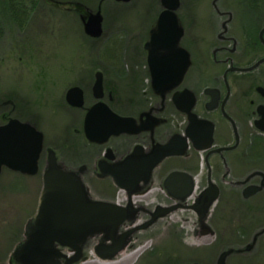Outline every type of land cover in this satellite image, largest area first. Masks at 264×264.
I'll use <instances>...</instances> for the list:
<instances>
[{"label":"rangeland","instance_id":"rangeland-1","mask_svg":"<svg viewBox=\"0 0 264 264\" xmlns=\"http://www.w3.org/2000/svg\"><path fill=\"white\" fill-rule=\"evenodd\" d=\"M24 2L29 12H17L13 18L7 0H0V124L10 119L31 123L43 133L46 149L37 175L7 168L2 171L0 264H23L17 253L30 240L28 235L32 234L44 188L43 174L51 168V155L56 157L59 168L81 179L90 201L99 202L98 197L106 203L133 208L112 238L109 230L93 231L83 238L79 256L69 247H57L62 253V264H86L95 258L106 264H216L226 251H230L227 264H264V235L260 233L254 248L247 249L254 232L264 225V214H249L246 209L247 205H257L256 199L244 202L239 194L226 191L213 199L211 209L200 221L195 210L184 207V202L152 221V207L170 204L171 199L159 182L149 195L139 193L142 184L130 194L120 190L114 181L91 177L84 181L78 175V165L83 162L79 150L84 149L85 141L75 129H81L82 117L64 108L65 92L83 78V68H104L117 97L116 110L132 114L138 110L129 104L127 107L125 101L135 99L138 105L146 99L151 101L153 88L146 81L144 60L136 50L139 42L157 29L158 15L164 10L162 3L159 0ZM98 12L104 19L103 34L93 38L86 33L85 24ZM212 14L215 8L211 0L183 1L181 19L190 39L207 33L203 22L210 21ZM200 47L198 43L195 50ZM122 150L127 151L124 147ZM182 162H170L167 167ZM147 181L146 184H151ZM91 190L97 191L95 196ZM232 224L246 229L245 237H233L228 230ZM202 226L211 229L208 238L199 237ZM120 241L123 244L117 252H103L104 255L99 252ZM144 246L145 250L137 257L128 258Z\"/></svg>","mask_w":264,"mask_h":264},{"label":"flooded vegetation","instance_id":"flooded-vegetation-1","mask_svg":"<svg viewBox=\"0 0 264 264\" xmlns=\"http://www.w3.org/2000/svg\"><path fill=\"white\" fill-rule=\"evenodd\" d=\"M179 1L176 15L182 35L178 44L173 45L175 33L154 44V36L160 33L159 14L157 29L137 47L136 53L144 60L146 81L153 88L151 101L146 99L142 105L135 99L125 101L127 107L131 105L138 112L124 114L116 110L117 97L104 68H83V78L66 90L64 108L82 117L81 129H75L85 141L84 149L79 150L83 162L78 165V175L84 181L91 177L113 183V177L104 171L129 161L139 168L152 157L159 163L142 181L139 193L149 195L159 182L171 198L170 204H161L169 207H152V221L169 214L182 202L187 209L195 210L200 221L211 209L213 199L226 191L239 194L244 202L256 199L257 205L246 206L248 213L264 214V0H211L215 14L210 15V21L203 22L207 33L194 40L182 23L184 0ZM198 43L201 47L196 51ZM151 52L169 58L167 71H162L168 77L154 76L161 72L156 68L153 73ZM99 73L103 77L102 94L95 91ZM160 81L162 87L155 88L154 82ZM73 88L81 90V100L76 93L69 99ZM105 106L122 117L133 118L139 131L104 141L90 139L87 117L94 109L102 114ZM183 140L186 147L181 154L172 155ZM45 149L44 146L40 169ZM179 160L182 165L167 167ZM174 172L183 173L184 177L171 181V189L167 180ZM178 185L180 189H176ZM92 192L95 196L97 191ZM87 198L90 201L88 195ZM231 226L228 230L233 237H245L246 229ZM211 232L209 227L202 226L198 235L204 239ZM260 233L264 235V225L252 235L248 250L254 248Z\"/></svg>","mask_w":264,"mask_h":264},{"label":"water","instance_id":"water-1","mask_svg":"<svg viewBox=\"0 0 264 264\" xmlns=\"http://www.w3.org/2000/svg\"><path fill=\"white\" fill-rule=\"evenodd\" d=\"M118 2L129 3L133 0H116ZM164 10L160 14L158 28L160 33L154 36L153 42L169 34H176L174 46L178 44V39L182 31L178 29V19L176 11L180 8L179 0H162ZM103 16L100 12L91 15L86 24V33L99 38L103 34ZM179 31V33H178ZM179 34V35H178ZM186 57L187 54L182 52ZM150 64L154 70H160L155 77H168L166 63L168 57L156 56L150 53ZM187 64H188V60ZM153 65V66H152ZM155 65V67H154ZM161 74V75H160ZM162 81L154 82L155 88L162 87ZM103 77L98 74L95 91L102 92ZM73 88L69 91L71 95H79L81 100V90ZM102 94V93H101ZM81 103V102H80ZM87 117V134L92 140H107L111 136H119L125 133H136L139 131L135 120L130 117H122L105 106L102 114L97 110H92ZM186 147L184 140L179 150L172 155H180L181 150ZM44 148V135L34 125L23 122L19 119H10L6 124H0V175L4 168L15 172L34 176L39 172V161ZM137 153H134L136 155ZM57 159L51 155L49 159V170L44 173V188L41 195L40 206L36 217L33 220L32 234L30 240L20 247L17 255L23 264H61L57 247H69L80 255V247L83 238L93 231L109 230L112 238L115 232L123 226L133 208L121 207L119 205L106 202H91L87 198V192L81 179L74 174L61 169L56 164ZM159 163V160L149 157L139 165L128 162L124 165H117L107 169L113 177L115 184L123 190H128L131 194L139 187L145 177ZM184 177L183 173L174 172L167 180V186L173 188L171 181ZM176 187V186H175ZM176 189H180L179 185ZM181 191V190H180ZM178 196V195H177ZM182 198V197H177ZM32 235V236H31ZM123 241L115 243L112 250H120ZM106 250H99L100 253ZM230 251L221 253L216 264H227ZM77 260V258H73ZM201 264V263H194Z\"/></svg>","mask_w":264,"mask_h":264},{"label":"trees","instance_id":"trees-1","mask_svg":"<svg viewBox=\"0 0 264 264\" xmlns=\"http://www.w3.org/2000/svg\"><path fill=\"white\" fill-rule=\"evenodd\" d=\"M24 4V0H7V6L10 9L13 18H15V16L18 14L17 12H27V10H25Z\"/></svg>","mask_w":264,"mask_h":264},{"label":"bare ground","instance_id":"bare-ground-1","mask_svg":"<svg viewBox=\"0 0 264 264\" xmlns=\"http://www.w3.org/2000/svg\"><path fill=\"white\" fill-rule=\"evenodd\" d=\"M135 199H137V200H141V199H143V198H141V197H135ZM123 200H126V198H123ZM133 204H135V202H133ZM133 204H130V205H132V206H134ZM28 238H30V236H28ZM80 248H82V247H80ZM145 246L144 247H142V248H140V249H138V250H136V251H134V253H131L129 256L130 257H128V258H134V257H137L141 252H143L144 250H145ZM106 250H104V251H106V252H108L107 250H112L113 249V247L112 246H107V248H105ZM80 251L82 252V250L80 249ZM71 259L73 260V257H71ZM73 261H77V260H73ZM86 264H106V263H101V261H99V260H97L96 258L95 259H93V260H91L90 262H88V263H86ZM107 264H113V263H107ZM114 264H118V263H114Z\"/></svg>","mask_w":264,"mask_h":264}]
</instances>
